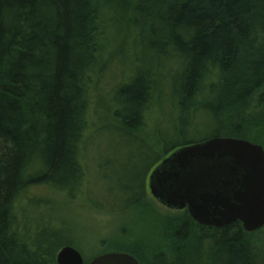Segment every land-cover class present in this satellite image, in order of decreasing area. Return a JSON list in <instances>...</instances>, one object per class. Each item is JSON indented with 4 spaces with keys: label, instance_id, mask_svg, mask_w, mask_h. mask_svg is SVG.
<instances>
[{
    "label": "trees",
    "instance_id": "16d2710c",
    "mask_svg": "<svg viewBox=\"0 0 264 264\" xmlns=\"http://www.w3.org/2000/svg\"><path fill=\"white\" fill-rule=\"evenodd\" d=\"M92 105L109 107L99 132L118 135L130 158L155 155L157 166L210 138L249 141L259 123L251 107H264V0H0V264H57L61 246H49L61 231L33 242L13 212L32 186L81 189ZM199 121L216 134L186 139ZM145 176L121 175L122 210L155 215ZM155 217L166 225L160 242L125 250L138 261L150 252L144 264H264V241L239 222L208 228L186 210L175 221Z\"/></svg>",
    "mask_w": 264,
    "mask_h": 264
},
{
    "label": "rangeland",
    "instance_id": "374dc122",
    "mask_svg": "<svg viewBox=\"0 0 264 264\" xmlns=\"http://www.w3.org/2000/svg\"><path fill=\"white\" fill-rule=\"evenodd\" d=\"M105 42L110 44L108 40ZM114 70L118 71L117 68ZM102 83L100 85H104L105 92L109 90L113 80L111 81L106 75L102 78ZM102 97V103L107 104V101H110V96ZM91 107L90 126L87 130L82 159L86 171L81 189L74 196H70L66 191L49 185L32 186L18 199L13 212V223L22 236L34 242L45 232L61 231L59 239L51 241L50 249L61 246L57 249L58 252L63 246H72L80 251L85 263L105 253H126L125 250L136 246L134 243L136 241L146 246L159 243L160 237L166 231V225L155 215L175 221L184 214V211L169 210L161 206L147 188L148 178L157 166L155 155L134 154V157L130 158L125 152L123 140L118 135L111 132L108 134L105 130L99 132L109 122V116L104 112V108L107 111L109 107L98 108L96 105ZM251 109V115L257 118L259 123L251 133L249 141L264 147V107H251ZM155 113L153 110L149 115L146 132L150 136L154 135V127L158 121ZM164 118L167 119L165 116L161 120L164 121ZM163 126H166V123ZM216 132L215 126L199 121L189 131L186 139L203 140L215 135ZM175 141L181 143L182 140ZM129 171L146 175L144 178L148 192L146 204L155 215L137 209L122 210L127 206V202L120 179L121 175ZM97 202L110 203L118 211L97 209L94 207ZM251 235L255 236L253 239L256 243L264 241V228ZM142 253L140 264L145 263L150 252Z\"/></svg>",
    "mask_w": 264,
    "mask_h": 264
},
{
    "label": "water",
    "instance_id": "95a60500",
    "mask_svg": "<svg viewBox=\"0 0 264 264\" xmlns=\"http://www.w3.org/2000/svg\"><path fill=\"white\" fill-rule=\"evenodd\" d=\"M147 188L164 208L187 211L200 226L223 229L241 223L246 233L264 228V147L248 140L214 137L174 150L148 178ZM57 264H140L111 252L85 263L63 246Z\"/></svg>",
    "mask_w": 264,
    "mask_h": 264
}]
</instances>
